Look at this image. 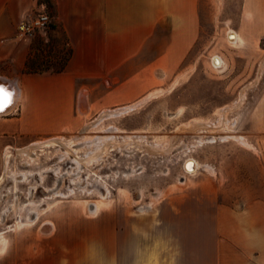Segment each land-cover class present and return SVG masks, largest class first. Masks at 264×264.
I'll use <instances>...</instances> for the list:
<instances>
[{
  "label": "rangeland",
  "instance_id": "rangeland-1",
  "mask_svg": "<svg viewBox=\"0 0 264 264\" xmlns=\"http://www.w3.org/2000/svg\"><path fill=\"white\" fill-rule=\"evenodd\" d=\"M242 4L243 0H199V39L181 66L158 82L152 91L155 97L142 107L95 125L101 112L87 118L75 134L20 148L8 146L3 154L0 151V179L4 172L10 176L22 172L32 175L27 181L18 175L17 182L4 179L0 183V264H12L17 236L31 231L48 235L52 230H44V225L55 224L57 217L65 218L62 213L67 212H82L87 219L100 220L101 253L107 260L103 264H116L113 256L120 260L121 255H127L129 262L117 264H215L221 224L229 213L255 202L264 203V135H251L249 131L252 108L264 92V39L249 46L231 43L227 38L229 30L238 26ZM45 12L51 15L47 7ZM170 35V24L165 20L136 64L158 57ZM35 38L43 42L36 55L41 68H60L59 53L69 49L63 32L49 27L34 33L31 41ZM214 56L223 59L219 68L212 64ZM240 94H244L243 101ZM238 103L226 114L230 124L218 134L243 136L254 149L232 139L201 145L194 142L192 136L199 132L189 131L192 121L216 123L219 108ZM111 127L121 135L139 133L145 143L177 137L178 145L189 149L158 157L145 151L126 157L114 150L102 165H84L80 171L69 157L58 158L55 147L37 150L34 160L21 154L33 155L37 143L57 138L84 157L89 149L81 143L93 136L109 135ZM82 136L85 138L80 139ZM7 149L12 157L5 167ZM190 159L212 167L214 173L203 168L186 171L185 162ZM54 167L65 175L79 171L76 177L62 179L60 197L49 193L58 183L57 175L50 171ZM132 168L135 173L125 178L123 173ZM95 180L107 183L110 192L105 200L94 190ZM96 205L97 212L90 214Z\"/></svg>",
  "mask_w": 264,
  "mask_h": 264
},
{
  "label": "crops",
  "instance_id": "crops-1",
  "mask_svg": "<svg viewBox=\"0 0 264 264\" xmlns=\"http://www.w3.org/2000/svg\"><path fill=\"white\" fill-rule=\"evenodd\" d=\"M51 1L54 31L66 36L72 57L60 73L33 74L25 71L33 41L18 26L44 12L46 5L40 0H0V99L6 97L3 86L13 88L16 96L18 92L13 107L0 116L2 154L8 146L75 134L87 118L153 94L158 82L181 66L200 35L199 0ZM165 20L170 41L153 61L136 64ZM233 31L235 44L258 45L264 39V0H243ZM249 131L264 135V92L252 108ZM62 214L65 218L57 217L48 235L31 231L17 236L12 264L107 262L101 253L100 220L87 219L82 212ZM220 231L215 264H264V203L231 211ZM112 259L129 262L127 255Z\"/></svg>",
  "mask_w": 264,
  "mask_h": 264
},
{
  "label": "bare ground",
  "instance_id": "bare-ground-1",
  "mask_svg": "<svg viewBox=\"0 0 264 264\" xmlns=\"http://www.w3.org/2000/svg\"><path fill=\"white\" fill-rule=\"evenodd\" d=\"M228 40L231 43H235L237 36L235 34V32L233 30H229L228 33ZM213 62L216 65H221L223 64L222 59L219 56H214L213 57ZM260 78V75L258 74L257 76V82ZM256 82V83H257ZM3 89L6 93V97L3 99H0V110L4 109L5 112L0 114V116L5 115L9 112L10 108L13 107V105L15 104L16 98H18V92H17V96L15 93V90L13 88H8L6 86H3ZM1 93V92H0ZM1 95V94H0ZM153 97H155L153 94H150L148 96H145L144 98H142L141 100H138L137 102L130 104L128 106H125L123 108H117L116 110H105L103 111V115H101L99 117V119L97 120L96 123H94L95 125L98 124L99 122H102V120L107 119V118H116L122 115H125L126 113H129L130 111L142 107V105H144L146 102H148L149 100H151ZM1 98V97H0ZM240 101H243L244 98V94H240ZM239 103L233 107H223V108H219L217 110V115H218V120L216 123L211 122V121H202V122H196V121H192L190 123V127H189V131H191L192 133H194L196 130L199 132L198 134H194L192 136L194 142H196L197 144L201 145L205 142H216L221 141L224 142L228 139H232L236 142H238L240 145H242L245 148L248 149H254L253 146L247 141V139L243 136L240 135H232V136H221L218 134V132L220 131V129H223L227 123L229 122V120L226 117V114L228 111L232 110L233 108H235L236 106H238ZM8 109H7V108ZM6 108V109H5ZM104 112H108V113H104ZM101 113V114H102ZM105 114V115H104ZM108 115V116H106ZM230 124V122H229ZM87 128V127H86ZM110 134L106 135V136H93L91 137L90 140L85 141L81 144H84L83 146H88V152L84 155V157H80L77 154V149H71V144H67V143H63L62 139H57L54 138L53 140L44 142V143H37L34 147V149L32 150V154L30 155L27 152H22L21 154L25 157H29L31 160L35 159V152L37 150H42L44 147H55L57 148V157L58 158H63V157H69L71 160H73L74 164L76 165V167L79 169V171L81 170V168L84 165H95V166H100L103 164V162L105 161V158L107 157V155L109 154V152H114V150H117L121 153H123L126 157L132 156V154H134L136 151H145L147 152L148 155L151 156H155L158 157L160 155L166 154V153H171V152H185L186 150L189 149V147L187 146H182V145H178V141H177V137H169V139L166 142H162L160 140H155L152 142H144L145 141V137L143 135L138 134H127V135H121L120 133H117V129L115 127H111L109 129ZM207 132H214L213 134L207 135ZM85 138V136H82L80 139ZM71 156V157H70ZM12 157V151L7 149L5 151V158H4V162H5V167L7 166V163L9 161V159ZM185 170L189 171V172H194L196 169L199 168H203L204 170H206L209 173H214V170L212 167L208 166V165H201L199 162H197L194 159H190L187 162H185ZM60 169L58 167H54L51 168L50 171H52L53 173H55L57 175V182L54 187L52 189H50L49 193L52 194V196L54 197H60L62 196L61 193L58 191L61 181L63 178H65V176H69L70 174L66 173L65 174H61ZM79 171L77 172V174H71V177H76L79 174ZM47 173V172H46ZM44 173V174H46ZM133 173H135V170L132 168L130 170V172H124L123 175L125 178H129L130 175H132ZM20 177L22 176L24 179V181L28 180V177H31L32 175L27 174L26 172H22L20 174ZM10 176L5 174L1 177L0 179V183L4 180V179H9L10 181H16L17 176ZM40 178H41V174H40ZM43 179V177H42ZM22 180V181H23ZM17 182V181H16ZM94 190L96 191V193L99 195V197L103 200H105L106 196L109 194V187L107 185L106 182H101V180H95L94 181ZM32 204V203H31ZM98 209V205L95 206V210L90 211V214L94 215L95 212H97ZM37 211L39 212V209H37ZM140 212H143L144 209L140 208L139 209ZM30 221V219H28ZM51 226V228L49 227ZM53 223H46L43 227L44 230H53ZM43 230V231H44Z\"/></svg>",
  "mask_w": 264,
  "mask_h": 264
},
{
  "label": "trees",
  "instance_id": "trees-1",
  "mask_svg": "<svg viewBox=\"0 0 264 264\" xmlns=\"http://www.w3.org/2000/svg\"><path fill=\"white\" fill-rule=\"evenodd\" d=\"M42 3L46 5V7L50 10L51 17L56 16L55 12V6L51 4L50 0H40ZM50 28L54 31L56 29V25L53 24L50 26ZM43 42L40 40V38H35V40L32 43L31 51L28 57V60L26 62L25 71L27 73H33V74H41V73H60L64 71L66 66L68 65V62L70 61L72 57V49L69 46V49L65 53H59L60 58V68H54V69H48V68H41V59L37 57V51L40 50Z\"/></svg>",
  "mask_w": 264,
  "mask_h": 264
},
{
  "label": "built area",
  "instance_id": "built-area-1",
  "mask_svg": "<svg viewBox=\"0 0 264 264\" xmlns=\"http://www.w3.org/2000/svg\"><path fill=\"white\" fill-rule=\"evenodd\" d=\"M52 22L53 21L51 17L48 14H46L45 11L40 12L36 17L21 22L18 26V31L22 33L24 36L31 38L33 34L36 33L37 31L49 28L52 25ZM212 64L216 68H219L221 66L214 64V62H212Z\"/></svg>",
  "mask_w": 264,
  "mask_h": 264
}]
</instances>
